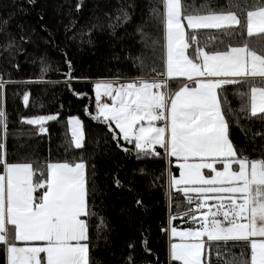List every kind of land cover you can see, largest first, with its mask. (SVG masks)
Instances as JSON below:
<instances>
[{"label": "trees", "instance_id": "obj_1", "mask_svg": "<svg viewBox=\"0 0 264 264\" xmlns=\"http://www.w3.org/2000/svg\"><path fill=\"white\" fill-rule=\"evenodd\" d=\"M181 6L182 14L231 11L241 20L228 30L188 28L191 50L248 46L264 54V34L246 32V12L264 0H181ZM164 72L165 0H0V174L4 163L30 162L33 183L46 184L51 163L86 165L88 264H178L170 259V225L196 226L188 195L169 193V169L179 174L175 158L168 160L165 148L145 155L114 123L95 115L98 80L163 78ZM233 80L239 82L218 89L229 137L238 155L264 160V135H257L264 120L250 114L251 88L264 86V78ZM48 114L56 119L44 132L24 122ZM72 116L83 122L80 148L70 131ZM44 190L34 192L35 203ZM0 264H6L2 245ZM203 264H250V244L207 240Z\"/></svg>", "mask_w": 264, "mask_h": 264}, {"label": "snow or ice", "instance_id": "obj_2", "mask_svg": "<svg viewBox=\"0 0 264 264\" xmlns=\"http://www.w3.org/2000/svg\"><path fill=\"white\" fill-rule=\"evenodd\" d=\"M166 4L168 78H264V54H258L248 46L214 52L198 48L194 58L185 54L189 42L185 40L182 20H186L187 27L193 30H228L241 26L235 12L207 15L184 12L182 15L181 0H166ZM246 32L248 37L264 34V6L246 12ZM191 39H195L194 34ZM238 82L233 79H198L197 86H186L176 92L170 106L166 93L160 91L167 88L166 81L129 82L119 88L106 83L95 85L97 100L103 89V95L114 101L112 106L103 104L97 118L102 117L109 125L114 123L123 134V140L134 142L135 148L145 155L154 154L155 147L159 145L172 157L182 159L178 167L183 172L179 179L173 177L174 187L200 185L183 189L185 195L188 191L201 194L204 202L196 205V212L207 207L206 214L191 215L193 223L199 224L198 229L185 232H177L175 227L172 229L174 237H191L197 241L172 245V258L182 261V264H201L204 237L208 241L248 242L250 264H264V160H249L238 155L229 137V122L217 91L225 84ZM3 87L4 82L0 78V89ZM24 103L27 105L28 96L24 97ZM165 111L170 112L169 140L165 138L167 128L154 124L166 118ZM241 111L245 109L242 107ZM250 114L264 120V87L251 88ZM3 116L0 111V118ZM53 119L56 117L50 115L24 122L40 125V130L44 132L43 124ZM72 123L80 125L79 120ZM72 134L76 137L75 146L82 147L77 128ZM192 157L199 158L200 162L188 163ZM217 163L223 165L222 171L216 169ZM233 165L238 168L233 170ZM3 167L6 168V176L0 175V245L6 246L8 264H41L39 253H47V264H88L89 248L81 243L88 239V225L82 217L90 215L84 180L85 164H49L50 179L46 184L43 181L33 183L34 171L30 162L4 163ZM202 169L211 170L215 173L214 177H205ZM40 188L45 190L39 202L34 203L33 193ZM209 193L219 195L209 197ZM237 193L242 194V203L236 202ZM210 198L217 201L216 211L207 205ZM188 202L191 204V199ZM9 225L14 230L11 241ZM14 241H47L48 246L17 247ZM72 241L76 243L72 244Z\"/></svg>", "mask_w": 264, "mask_h": 264}, {"label": "rangeland", "instance_id": "obj_3", "mask_svg": "<svg viewBox=\"0 0 264 264\" xmlns=\"http://www.w3.org/2000/svg\"><path fill=\"white\" fill-rule=\"evenodd\" d=\"M258 10V9H256ZM181 11H182V6H181ZM219 14V13H217ZM183 15V14H182ZM198 15H207V14H198ZM166 19H167V4H166V0H165V77L163 78H151V79H142V80H131V79H128V80H116V81H113V80H109V81H97L95 84H94V96H95V115L96 116H99V111H100V107L103 105V104H108L109 106H112L114 101L112 99H110L109 96L107 95H103V89H101V96L99 98V100H97V94H96V89H95V85L98 84V83H106V84H112L115 88H119V86L121 84H126V83H129V82H141V81H144V82H152V81H156V82H167V88H162L160 89V91L162 92H165L166 93V100L167 99H170V103H171V100L174 98L175 96V93L180 91L183 87H195L197 86L196 85V81H192L190 82V84L186 85V84H179L176 88H173V85H176L177 83H185L186 82V77H174V78H168L166 76V66H167V56H168V40H167V25H166ZM182 27H183V31L185 33V40L186 42H188V36H187V22L186 20H182ZM201 50L203 51H206V52H211V51H207L206 48H200ZM174 51V54H175V48L173 49ZM195 52L196 50H191L190 49V46L186 49V52L185 54L188 55L190 58H194V55H195ZM198 62V61H197ZM260 78V77H259ZM211 80H214V79H211ZM216 80H221L219 78H216ZM224 80H228V79H224ZM180 86V87H179ZM179 87V88H178ZM264 87V86H262ZM218 91V90H217ZM116 93H113V95H115ZM219 94V93H218ZM170 106V104H169ZM250 107H251V91H250ZM55 116V114H48V115H42V116ZM38 117H41V116H37V117H31V118H28V119H35V118H38ZM166 117V116H165ZM102 118V117H101ZM168 118H169V122L168 123H165L164 122V119L160 120V121H156L154 122L155 126L157 127H166L167 128V132H166V140H169L170 139V136H169V133H170V112H168ZM73 120H79L80 121V125L79 126H76L72 123ZM49 121V120H48ZM46 121V122H48ZM45 122V123H46ZM44 123V124H45ZM142 123H146V122H142ZM44 124H43V128H44ZM115 125V124H114ZM69 127H70V131L71 133H73V129L74 128H77L78 130V133L81 135V143L83 144V140H84V128H83V122L81 120L80 117L78 116H72L69 118ZM122 134V133H121ZM73 136V134H72ZM122 137H123V134H122ZM73 139H74V142L76 141V137L73 136ZM170 147V145H169ZM158 148H161L159 145H157L154 149V151ZM166 150V149H165ZM168 153V155H170V152L168 150H166V154ZM167 155V157H168ZM178 159V158H177ZM169 160V158H168ZM183 160L182 159H178L176 160V164L179 165L180 163H182ZM200 160L199 158H189L188 160V163H199ZM216 169L217 170H220L222 171L223 170V165L222 164H219L217 163L215 165ZM237 168L234 167L233 165V170H236ZM202 174L205 176V177H214L215 173L212 172L211 170L209 169H202ZM181 172H183V169L179 168V174L177 176H175V178L179 179L180 178V174ZM182 190L185 189V188H188V189H191V188H194V187H200V185H184L182 184ZM188 193H195V194H198L196 192H193V191H188ZM209 197H214L216 195H219V194H212V193H209L207 194ZM224 196H229V195H233V194H222ZM242 194H235V196L237 197V200L236 202L237 203H242V199L240 198ZM189 196V195H188ZM217 203V201L215 199H209L207 201V205L212 207L213 208V211H216L215 209V204ZM225 203L227 204L228 203V200L225 199ZM190 210H192L191 212L192 213H195L196 215L200 216L202 214H206L207 213V207H205L204 209H201L199 212H196V206H191ZM84 219V217H82ZM220 219H222V217H220ZM241 222H246V221H241ZM196 226L195 227H192L194 229H191L188 228L187 230L185 231H189V230H196L198 229L199 227V224L195 223ZM172 227H175L176 229L177 228H183V227H177V226H172ZM173 229V228H172ZM185 231H182V230H177V232H185ZM171 237L172 238H175L172 233H171ZM190 238V237H189ZM253 239H257L259 240L260 238L258 237H254ZM81 243H84V244H87V240L86 241H81ZM88 245V244H87ZM203 257H204V250H202V254H201V264H203ZM43 259V258H42ZM45 260V259H44ZM44 264H46V260L44 262Z\"/></svg>", "mask_w": 264, "mask_h": 264}, {"label": "crops", "instance_id": "obj_4", "mask_svg": "<svg viewBox=\"0 0 264 264\" xmlns=\"http://www.w3.org/2000/svg\"><path fill=\"white\" fill-rule=\"evenodd\" d=\"M207 51H209L207 49ZM219 79L221 80H224V79H238V78H244V77H218ZM261 78V77H260ZM198 79H207V80H211V79H216V78H212V77H207V78H194L193 80H188L187 78L185 79L186 82L185 83H181V85L183 84H190V82L192 81H196ZM133 80V79H131ZM98 81H109V80H98ZM180 87V86H179ZM178 87V88H179ZM122 136V134H121ZM168 155V153H167ZM172 157L171 155H168V158ZM175 160H178L176 157H174ZM61 163V162H59ZM80 163V162H79ZM71 165V164H69ZM75 164H73L72 166H74ZM0 175H5L6 176V168H5V171L4 173L0 174ZM173 176L170 172V169H169V172H168V187H169V193L171 192V190L173 189H182V186H178V187H174L173 186V183H172V180H173ZM50 179V171L48 169V180ZM84 180H85V186H86V165H85V169H84ZM48 182V181H47ZM86 189H87V186H86ZM239 194V193H237ZM187 195H198V196H201V194H195V193H187ZM33 196H34V193H33ZM34 203H35V197H34ZM184 215V214H182ZM173 225H170V228H169V235H170V245H169V253H170V259L171 260H174L172 258V245L173 244H193V243H196L197 241L195 240V238H189V237H181L179 235H177L175 238H172L171 237V233H172V227ZM188 228H177V230H182V231H185L187 230ZM191 229H194V228H191ZM207 241V238L204 237L203 238V243H205ZM84 242V241H83ZM72 244H75L76 242L75 241H72L71 242ZM84 244V243H83ZM15 245L17 247H47L48 246V242L47 241H17V243H15ZM39 258H40V261H41V264H44L45 260H46V264H47V253H39ZM45 260H43V259ZM178 264H182V261H177ZM203 263V262H202ZM6 264H8V261H7V249H6Z\"/></svg>", "mask_w": 264, "mask_h": 264}, {"label": "built area", "instance_id": "obj_5", "mask_svg": "<svg viewBox=\"0 0 264 264\" xmlns=\"http://www.w3.org/2000/svg\"><path fill=\"white\" fill-rule=\"evenodd\" d=\"M167 103L170 104V99H167ZM164 115L166 116V118L164 119V122L168 123L169 122L168 111H165ZM189 199H191V205L192 206H196L197 204L204 202L202 197L198 196V195H189L188 201H189Z\"/></svg>", "mask_w": 264, "mask_h": 264}]
</instances>
